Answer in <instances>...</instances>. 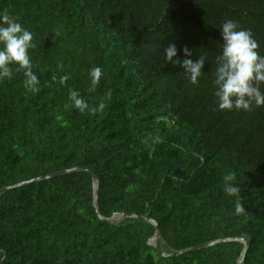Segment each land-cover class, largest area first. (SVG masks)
<instances>
[{
  "label": "trees",
  "instance_id": "trees-1",
  "mask_svg": "<svg viewBox=\"0 0 264 264\" xmlns=\"http://www.w3.org/2000/svg\"><path fill=\"white\" fill-rule=\"evenodd\" d=\"M0 12L33 34L40 81L27 87L15 64L0 81V264H237L241 242L175 253L242 235V264H264V106L221 111L212 83L226 20L264 55V0H0ZM169 43L207 56L198 84L165 61ZM77 167L99 177L97 208L89 172L45 178ZM114 214L156 221L155 248L154 225L99 218Z\"/></svg>",
  "mask_w": 264,
  "mask_h": 264
},
{
  "label": "clouds",
  "instance_id": "clouds-1",
  "mask_svg": "<svg viewBox=\"0 0 264 264\" xmlns=\"http://www.w3.org/2000/svg\"><path fill=\"white\" fill-rule=\"evenodd\" d=\"M222 46L216 57L214 79V96L217 107L224 111H252L253 106H264V55L260 53L259 44L250 30L242 29L237 22L226 20L220 27ZM33 34L26 29L17 18L7 12H0V81L13 75L12 65L18 66L17 70H24L27 87L35 88L39 78L32 71V60L29 49L34 48ZM183 59L178 58L175 43H169L164 49V59L174 66H180L189 75L192 84H198L199 78L204 74V65L207 56L201 54L198 59H191L193 52L188 47L182 49ZM176 58V59H174ZM92 88L100 83L103 72L100 67H93L89 73ZM69 77L60 78L64 83ZM69 97L76 109L83 112L89 110L88 103L80 94L71 90ZM103 102L90 109L92 112L102 111ZM229 196L239 197L240 188L227 185L224 189ZM245 212L243 204L237 199L235 213Z\"/></svg>",
  "mask_w": 264,
  "mask_h": 264
},
{
  "label": "water",
  "instance_id": "water-1",
  "mask_svg": "<svg viewBox=\"0 0 264 264\" xmlns=\"http://www.w3.org/2000/svg\"><path fill=\"white\" fill-rule=\"evenodd\" d=\"M76 171H87V172H89L91 174L92 180H93V187H94V201L93 202H94L95 208H97V199H98V195H99V177H98V175L93 170H91L89 168L77 167V168H72L70 170H65V171L58 172L56 174L50 175V176L45 177V178H52V177H55V176H58V175L67 174V173L76 172ZM45 178H39L37 180L45 179ZM37 180H32V181H29V182H23V183H20V184L16 185L15 187L26 186L30 182H34V181H37ZM6 189H11V187L5 188L3 190H6ZM99 218L101 220L105 221V222H108V223L116 220L117 218H133V219H138V220H142V221L151 223L152 225L155 226V234H154V236L150 240V245L153 248H155V244H156L158 238L161 236V232H160V229H159V226H158L157 222L154 221V220H152V219H150L148 216L114 214L110 218H104V217H102V216L99 215ZM232 241L241 242V243L244 244L243 251L241 252L240 258L237 261V264H242L243 263V260L245 258L246 252L248 250V247H249V240L244 235H242L240 237H237V238H231V239L213 241V242L204 244L202 246L195 247V248H193L191 250L177 252V253H175V255H182V254H185V253L190 252V251H196V250H199V249L211 247V246H213V245H215L217 243H221V242H232ZM159 252L163 256H168L167 254L162 253L160 250H159Z\"/></svg>",
  "mask_w": 264,
  "mask_h": 264
},
{
  "label": "rangeland",
  "instance_id": "rangeland-1",
  "mask_svg": "<svg viewBox=\"0 0 264 264\" xmlns=\"http://www.w3.org/2000/svg\"><path fill=\"white\" fill-rule=\"evenodd\" d=\"M122 218H117V221H121Z\"/></svg>",
  "mask_w": 264,
  "mask_h": 264
}]
</instances>
